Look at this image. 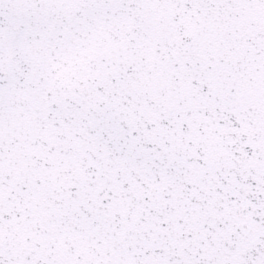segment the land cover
I'll return each instance as SVG.
<instances>
[{
	"label": "snow or ice",
	"instance_id": "1",
	"mask_svg": "<svg viewBox=\"0 0 264 264\" xmlns=\"http://www.w3.org/2000/svg\"><path fill=\"white\" fill-rule=\"evenodd\" d=\"M0 264H264V0H0Z\"/></svg>",
	"mask_w": 264,
	"mask_h": 264
}]
</instances>
